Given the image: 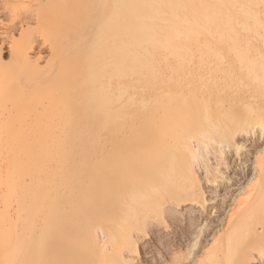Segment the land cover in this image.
<instances>
[{
    "label": "bare ground",
    "instance_id": "obj_1",
    "mask_svg": "<svg viewBox=\"0 0 264 264\" xmlns=\"http://www.w3.org/2000/svg\"><path fill=\"white\" fill-rule=\"evenodd\" d=\"M42 7L43 17L56 23L54 34L49 30L48 70L37 67V55L14 51L20 62L9 68L8 74L13 69L17 75L11 89L12 75H2L8 64L0 61V264H30L33 257L38 262L45 258L41 251L53 255L56 244L45 242L43 225L56 227L71 204L64 193L70 172L74 175L69 163L76 164L68 159L69 148L81 149L85 160L92 155L100 160L92 159V165L88 160L87 166L84 161L88 168L82 164L79 172L87 206L104 204L109 197L101 191L109 183L116 190L113 243L119 246L124 237L128 252L116 251L115 264H264V43L262 52L248 41L250 32L264 30L257 12L259 7L264 12V0H48ZM74 29L80 30L77 38ZM15 125L28 126L33 142L45 141L43 148L23 144ZM103 138L117 145L94 144ZM66 140L89 145L60 143ZM106 149L114 157L111 182L108 176L96 179L107 173ZM22 154L33 166L22 163ZM43 156L62 161L51 168L50 179H34L31 189L42 195L30 205L35 224L24 226L20 243L6 250L3 169L10 168L11 198L25 204L21 170L34 174ZM248 160L250 168L232 179L223 197L227 220L218 209L210 223V215L193 216L192 208L187 219L169 208L213 202L209 195L232 178L226 174ZM201 217L206 224L199 228ZM146 228L149 239L139 244ZM113 235L99 238L93 232L90 238L108 251Z\"/></svg>",
    "mask_w": 264,
    "mask_h": 264
},
{
    "label": "rangeland",
    "instance_id": "obj_2",
    "mask_svg": "<svg viewBox=\"0 0 264 264\" xmlns=\"http://www.w3.org/2000/svg\"><path fill=\"white\" fill-rule=\"evenodd\" d=\"M47 1L48 0H6V1L5 0H0V11L2 10L0 12V41H1L0 42V49H1L0 50V55H1L0 58H2V60L0 59V61L2 62V64L5 63V66H6V63L8 64L4 68L2 66V69H3V74L2 75H4V74L7 75L9 73V68L11 69V68L17 66L16 64L18 62H20L17 59V57H20V56H18L20 54H23V55L27 54L28 57L29 56L30 57H33V56L35 57L37 55L39 57L38 60H37V67L38 68L42 67L40 70L46 68V66H47L46 64L50 60L49 58H51L50 57V54H51L50 51L51 50H49V48L51 46L49 47V45L51 44L50 43L51 42V38L53 37V34H54L53 31L56 29L55 21L51 17H49L50 18V20H49V18H48L49 15L46 16V14H45V16L43 17L42 14L44 12H41V10H42L41 7L44 6V4H46ZM257 12L261 16V18L264 19V12L262 11L261 7H259L257 9ZM2 14H3V16H2ZM36 14H37L38 18L35 16ZM40 15H42V16H40ZM32 18H34V21H33ZM36 18H37V22L38 23L36 22ZM22 21H24V22H22ZM25 21H26V23H25ZM27 23H29V24L27 25ZM42 23H44V24H42ZM2 24H3V26H2ZM51 27H53V28H51ZM25 28H28V29L25 30ZM49 30H51L50 32H52L53 34L50 33ZM28 31H31V32L27 33ZM73 31L75 33L73 32V34H74L73 35L72 32H70L71 36L73 35V37H75V38L79 37V34L77 32L78 31L80 32V30L76 31V29H74ZM7 32H9V33L7 34ZM21 32L24 33V34L22 33L24 38H23L22 35H20ZM263 32H264V30L252 31V32L249 33V34H251V36L249 37L251 40L248 38V41L252 42V40H253L252 43H253L254 47H253L251 42H249L250 43L249 46L252 45V47L254 49L257 46L256 48H258V49H256V50H259V51H262V52H263L262 48L264 47V45H263V47L261 45H262V43H264V39H262L261 36H262ZM21 40L23 41L22 43L25 46L22 43H20ZM18 41H19V43H16ZM258 41H260V42H258ZM255 43H258V44L256 45ZM260 43H261V45H259ZM13 44H15L16 46L13 45ZM12 46L15 47V48H13ZM17 47H19V48H17ZM14 51L17 52V54H18L17 56H16V53ZM262 54L264 55V53H262ZM51 63L52 62H49V65H48L49 67H50ZM10 65H12V66L10 67ZM47 70L45 69L44 71H47ZM44 71H42V72H44ZM13 72H14V70L12 69L11 74H8V75H12V76H9V80H8V83H9V81L12 79L10 81V86H9V87H11V89H12V87L15 86V85L13 86V83L15 84V81H17V79H16L17 75H15V72L13 74ZM192 79L195 80L194 77L191 78V80ZM11 84H12V86H11ZM15 127H19V126L15 125ZM20 128L21 127H19V129ZM20 131H21V134L23 136V138H22L23 144H31V142H32V143H37V144H35L36 145L35 146L36 150H38L40 148H43V145H44L45 141H43V142H33L31 137H30V135H29L30 128L28 126L27 127H22L20 129ZM103 140H105V138H103L102 140L100 139V141H98L97 143H94V144H101V145L107 144L109 146V149H110L111 141L106 139L108 142H110V143H108L106 140L103 142ZM0 141H1V138H0ZM60 143L68 144L69 146L70 145H74V144L75 145H81V144L89 145V141L81 143V142H77V141L66 140V141H60ZM90 143L92 144V142H90ZM113 143H116V145H117V142H113ZM113 143H111V144H113ZM113 145H115V144H113ZM137 150H139L141 152L140 148H138ZM139 151H138V153H140ZM103 153H105L104 156H107V157H105L106 159L102 160V161H107L108 160V163L105 164L106 167H105V165H103L104 169L105 170L107 169L106 170L107 173L105 172L103 174V172H99V174H98L99 176L97 178L96 177H93V178L94 179L95 178L98 179L101 176H103V177L104 176H108V181L111 182L112 179H109V178H111V174H110L111 173L110 172V166L111 165L110 164H112V162H110V161H112V159L114 160V157L110 156L109 155L110 153L109 154L107 153V149H106V151H103ZM85 155H86L85 152H83L81 149H77V148L71 149V148H69L68 159L69 160H74L76 164L80 165V167L77 168L76 164L69 163V167H68L69 170H71V171L73 170L72 173H74V175L71 174V172H70V177L72 178V180H71V182H69L66 185V187L64 189V193L66 194L67 197L70 198V199L69 198L68 199L71 201V204L69 206V209H67L66 212L64 211V213H63L64 215H62L60 218L57 219L56 227H53L54 224L52 226V223L43 225V226H45L44 227V230H45L44 231V235H45L44 240H45V242L55 241V244H56L57 248L56 247L54 248L53 255H51V258H49L46 255L47 251H43V252L41 251L40 255L41 256L45 255L44 256L45 258L40 259L41 261L38 260V262H37L36 258L33 257L31 259V261H30V264H115V261L117 260V258H115V257L117 256V254H116V256L114 254L116 253V251H117V253H119L118 250H120V251L123 250L122 251L123 253H127L128 252L127 250H125V249H127V248H125L126 245L124 246V248L122 247V244H123V241H124V237H123V239L120 238L122 240L118 239L119 240L118 242H122V244L120 243L121 245L118 243V245L121 246V249L118 248L119 246H117V244L115 245L117 248L114 246V243H115V232L117 231V228L115 226V224H116L115 223V221H116V217H115L116 216L115 215V207H116L115 206V203H116L115 191L116 190H114L115 189L114 186L111 185L112 182L109 183L108 187H106L107 189H105L104 191H101L102 193L105 192L106 196H108L111 199V202H109L110 200H109V198H107V199L104 200V204L103 205H101V204L98 205L96 203V204L91 205V206H93V207H91L90 205L87 206L89 203L85 204L87 202V198H85V197H87L88 194H87V189H84L85 187L83 188V186H84L83 183L84 182H83V178L81 176L82 173L79 174L80 171L81 172L84 171V170L81 169V165L83 164V166H84L83 168L85 169V168H88V167H86L87 164H88V162H87L88 160H89L90 164L92 163V161L94 159H95L94 161L99 160V158L95 157L94 155H92L93 158H91L92 156L89 155L88 158H91V160L88 159V158H87L88 160H85L86 159L85 157H87ZM108 155L110 156L109 158H108ZM101 156H100V159L103 157V156L102 157ZM165 156H166V154H165ZM161 157H163V156H161ZM138 158L139 159L141 158L139 160V161H141L140 162V166L144 167L145 164L143 166V162L145 163L146 161H144L143 157H137L136 161L138 160ZM253 158H254V156L252 157V159ZM254 159L252 161H254ZM20 160L22 161V163H24L26 165L27 164L30 165V167L33 166L31 164V159H29V157H27L26 154H22L21 157H20ZM249 160H251V158H249ZM249 160L244 163L245 165L242 164L241 166H239L240 168H238V165H237L236 166L237 168H234V173L235 174L234 173L231 174L229 172L226 174V175H228L229 177H232V178H229L230 180L227 183H225L224 185H222L221 189L219 190V192L216 195H214V194L213 195H209V196H211L209 198L210 199L212 198L211 200H213V202L212 201L209 202L210 205H209V203L205 202L206 204H204L203 205L204 207H203V206H201L199 204H196L194 202V205H195V206L193 205L194 207L192 206L193 203H190L189 206L185 205L186 203H182L178 207H177V205L176 206L175 205L174 206L173 205H169V208L172 207L176 211L178 210L177 212L178 213L180 212V214H179L180 218H182V213H183V215H184V217L186 219L188 217H190V214L185 213V212H187L188 209L192 208L193 209L192 212H195V214L192 213L193 216L194 215L196 216V214H197V216H200L202 214L203 217L205 215H210L209 219L207 217V220H206L207 222L212 223L213 219L215 220L217 218L216 216H217V212L218 211H220L222 213L221 217H223V219L227 220L226 215L228 214L227 212L229 210L227 208L226 210L223 211L224 208L222 207V203H223L222 200L225 199L223 197H228V195L226 193L227 189H228V191L232 190V185H233L232 183H234V180H232V179L234 177L239 179L240 176H244L243 173H245L247 171V169L250 168V167L248 168V166H250V163H252V161L249 162ZM60 161H62V158H60V157H56V156L55 157H51V156L50 157H48V156L44 157L43 156L42 159H41V162L38 163L39 167H37L38 171L34 173L35 175L34 174H28L27 172H25V169L21 170L20 179H21V181L23 182V184L26 186V188L28 190L24 194L22 199H21L22 202H26L25 204H22V203L17 204V202H15L13 198H11V196H13L12 194L14 192L12 190V186L10 185L9 179L7 178V173L9 172L10 168H9L8 165L4 167L3 175H4V179H5L6 183H7V184L4 185L5 186L4 187L5 200L7 202H9V203L6 202V205H5L6 213H7V216L9 217V220L5 223V230L8 232V235L6 236V239H5L6 240L5 241V245H4L5 246L4 248L6 250H9V248L10 249L13 248L18 240H19V243H20L21 238H18V237H19V235H20V237L22 236V232H23L24 226H28V225L31 226V225L35 224V219L36 218L33 219L31 217V215H30V213L33 211V207H30V205L31 204L34 205L36 202H39L41 200L40 198L42 197V195H41V193H37L36 191L31 189V187L33 185H35V182H33L34 179H36V180L41 179V180H44V181L47 180V179H50L53 176L52 174H50L51 168H53L56 165H58L60 163ZM84 161L86 162V166H85ZM109 162H110V164H109ZM146 167L147 166H145V168ZM77 169L78 170L80 169V170L78 171ZM62 171H65V170H62ZM241 172H243V173H241ZM236 174L238 175V177H237ZM90 176H91V174H90ZM95 176H97V175L95 174ZM93 178L91 176V179H93ZM81 179H82V181H81ZM229 188H230V190H229ZM234 189L235 188L233 187V190ZM85 193H86V195H84ZM93 193L96 194V193H99V192L96 190V192H93ZM167 195L168 194L165 193V196H167ZM83 196H85V197H83ZM205 196H207V195H205ZM97 197H98V195H97ZM81 198L86 199V202H85V200H82ZM88 201L91 202L90 200H88ZM94 205H96V208H95ZM167 206L168 205L166 204V207ZM87 207H89V209ZM166 207L164 206V208H166ZM186 207H188V208H186ZM205 207H207V213L209 212L208 214L206 213ZM200 208L202 210H204L205 213H203V211H201ZM217 209H218V211H217ZM25 210H27V211H25ZM43 210H44V207L42 209L41 208L38 209V212H37L36 215L37 216H38V214L41 215ZM225 211H227V212H225ZM223 213H224V215H223ZM186 214L189 215V216H187ZM26 215H29V216H27L28 217V221L26 220V222H25L24 219H26ZM63 216H66V217L63 218ZM184 217L182 219H185ZM203 217H201L199 219V223L202 225L199 228L203 227V225L205 223V220L203 221V219L206 216L204 218ZM90 219H91V221H89ZM91 222H93L92 223L93 227H96L94 231H92L93 227L90 226ZM94 224H95V226H94ZM54 228H55V230L57 229L56 232L54 230L55 233H53V229ZM199 228L197 229V231L199 230ZM36 229L38 230V227ZM105 229L107 231H105ZM37 230H36V235L33 238V242L35 241V239L37 240V237H38ZM148 231L149 230L146 228V233H144V232H142V234L140 233L141 234L140 237L141 238L143 237V238H142L141 242H138L139 244H142L144 242V239H146V240L149 239L148 238L149 235L148 236L145 235V234H147ZM49 232H50V234H48ZM93 232L96 233V235L99 238H100V236L102 237L103 234H106V233H107V235H109V236H107L108 238H110V235H112V233L114 234L113 235L114 238L111 237V238H113V240L111 239V241H110L112 243L114 242L113 245H112V243H110V245H109V243H107V245H106V246L109 247L107 249L109 251V253L102 246H101V249L102 248L104 249V251H103L104 253H101L103 249L100 250L99 249L100 247L96 246V243H95L94 239L92 240V238H90V234H92ZM51 234H53V235H51ZM143 234L145 235V237H144ZM165 235H166V233H165ZM59 237H61V238H59ZM91 241H94V242H92L93 244L91 243ZM102 241H103V239H102ZM29 242H30V239H29ZM94 243H95V245H94ZM116 243H117V241H116ZM28 246H29V244H28ZM110 249H113V250H110ZM115 249H117V250H115ZM151 249H153V248L151 247ZM105 251H106L107 257L105 256ZM99 253L101 254V256L103 254L106 259L104 258V256H102V258H103L102 259ZM127 255L129 257L133 255L132 257H134V254H127ZM147 257H148V255H147ZM107 259H109V260L107 262H105ZM118 259H119V257H118ZM112 261H113V263H112ZM108 262H110V263H108ZM119 262H121V260L117 261V264Z\"/></svg>",
    "mask_w": 264,
    "mask_h": 264
}]
</instances>
